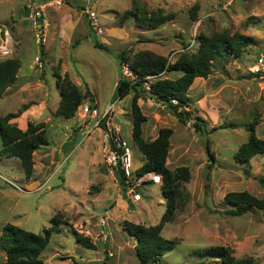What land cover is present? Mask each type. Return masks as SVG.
<instances>
[{"label":"rangeland","instance_id":"obj_1","mask_svg":"<svg viewBox=\"0 0 264 264\" xmlns=\"http://www.w3.org/2000/svg\"><path fill=\"white\" fill-rule=\"evenodd\" d=\"M86 1L65 0L61 7H46L47 39L41 52L28 20L29 0H0V36L7 30L12 37V53L7 58L21 61L13 86H23L3 97L8 102L4 109L19 111L26 104H36L32 112L40 114V119L33 122L45 124L49 141L34 151V171L28 181L18 159L0 156V234L5 223L42 233L55 216L67 225L61 224L60 231L51 234L39 256L42 264H100L105 250L107 264H140L135 241L124 224H157L165 199L161 182L148 184L146 179L134 184L131 180L122 185L119 170L105 161V132L97 122L104 115L108 130L117 134L119 129L118 134L126 139L132 169L144 161L129 136L132 92L111 103L118 79L117 54L123 51L132 58L149 50L173 62L185 49L196 50L199 34L230 29L252 36L253 45L240 57L214 61L207 78H195L188 90L189 109L206 121L205 136L193 128L192 121L179 122L147 92L138 104L146 116L144 139L153 140L159 128L170 127L166 164L171 170L187 166L190 171L189 180L182 184L188 199L161 230L163 237L178 241L163 256L162 264H199L190 253L210 245L230 246L236 258L251 256L254 264H264V210L253 208L241 215L209 211L230 208L224 196L232 191H247L264 199V184L259 180L264 178V153L248 163L233 158L247 140L250 124L255 125L256 136L264 139V75L252 71L257 57L264 56V0H90L103 37L89 35L82 12ZM134 2L148 11L162 8L175 16L154 29L138 27L132 18L121 24L120 15ZM193 4L198 5L195 19L188 13ZM95 39L109 52L98 49ZM183 44H187L185 49ZM55 73L67 76L84 96L85 84L93 94L94 101L83 97L74 118L55 116L52 110L59 101ZM177 75L166 72L164 76ZM85 104L89 109L96 104V113L81 117L80 107ZM213 126L217 128L211 131ZM101 217L108 218L105 226ZM75 234L88 236L98 247H81ZM0 264H4L1 250Z\"/></svg>","mask_w":264,"mask_h":264},{"label":"trees","instance_id":"obj_2","mask_svg":"<svg viewBox=\"0 0 264 264\" xmlns=\"http://www.w3.org/2000/svg\"><path fill=\"white\" fill-rule=\"evenodd\" d=\"M197 9V4H193L189 9L188 13L192 19L196 18ZM174 16V13H165L162 8L148 11L134 2L132 8L122 12L119 21L124 23L126 19L133 18L136 26L154 29L173 19ZM86 20V26L92 32ZM197 39L198 45L195 51L188 52L185 49L187 44H183L185 50L179 53L173 62H170L166 56L149 50L138 52L132 58L126 56L123 51L117 54L118 79L111 96V103L124 98L130 91L132 92L130 101L131 139L144 157L143 163L135 169V174L137 177L147 173L160 175V190L165 199L164 212L157 224L148 226L133 222H125L124 224V229L135 241L134 248L140 264H162L163 256L176 246L178 241L163 237L161 230L166 223L174 219L177 210L181 209L188 199V193L182 184L189 180L190 171L187 166H177L171 170L166 164L170 136L173 132L170 127L159 128L153 140L146 141L144 139L142 127L146 121V116L141 111L138 99L144 92L149 93L152 98L165 106L169 113L176 116L179 122L186 124L192 121L193 128L205 136L207 134L206 121L189 109L191 104L188 94L189 87L195 78H207L214 61L240 57L245 48L254 43L252 36L231 32L230 29L216 31L210 35L199 34ZM75 43H78V40ZM94 44L95 46L98 44L96 39ZM40 47L42 52V45ZM122 63L127 64L136 75L134 81L121 75ZM19 67V61L15 58H6L0 61V95L5 88L15 82ZM166 72L178 73V75L170 78L164 76ZM148 75L157 77L150 82L147 90L143 86V81ZM254 75H264V71L256 72ZM54 76L55 85L59 92L58 105L54 111L55 116L71 118L75 115L78 106L84 99L83 97L87 96L93 100V95L87 84H85L86 96H84L78 86L72 83L67 76H61L59 73H55ZM93 105L96 109V104ZM18 114L8 113L0 116V156L18 159L24 179L28 181L34 171L33 152L48 145L49 141L43 122H28L25 130L19 128L16 123L10 122V119ZM106 121L107 118L104 115L98 124L104 130L108 140L112 142L114 132L111 133L108 130ZM216 128L213 126L210 130L214 131ZM254 128L253 123L249 125L247 140L239 145L233 155L237 163H248L254 155L264 153V139L256 136ZM119 174L121 183L124 185L125 177L120 170ZM259 180L264 184V178ZM146 183L152 184L153 181L148 180ZM224 202L230 208L224 211L218 209H209V211L221 215H241L253 208L264 210V199L247 191L228 192L224 196ZM61 224L67 225V221L54 216L50 219L48 228L43 229L42 233H34L11 223H5L0 234V250L5 253L4 264H42L39 256L47 245L51 234L60 231ZM75 240L86 249L98 247V243L92 242L88 236L75 234ZM190 254L198 260L199 264H206V262L254 264L253 257L236 258L233 249L226 245L197 248ZM107 259L108 253L105 250L100 264H107ZM73 263L78 264L76 261Z\"/></svg>","mask_w":264,"mask_h":264},{"label":"built area","instance_id":"obj_3","mask_svg":"<svg viewBox=\"0 0 264 264\" xmlns=\"http://www.w3.org/2000/svg\"><path fill=\"white\" fill-rule=\"evenodd\" d=\"M65 4V0H46L41 2V0H29V15L28 20L30 21V26L33 30V35L35 42L39 45H44L46 42V35H47V21L44 18L45 16V9L46 7H61ZM82 12L86 17L92 33L96 37H103V30L100 24V20L98 18L97 12L95 8L90 3V0H87ZM12 53V37L8 33L7 30H4L3 36H0V57L2 59L7 58ZM36 63L41 66L39 62V58L36 57ZM252 71L256 72H263L264 71V56H258L256 62L253 64ZM121 75L128 80L134 81L136 75L132 72L130 67L122 63L121 65ZM157 76L148 75L143 81V86L145 89H149V84L152 82ZM173 102H175L173 100ZM81 109V114L86 116L88 113L95 114L96 110L89 109V105L85 104ZM109 109V107H108ZM107 109V111H108ZM98 122V121H97ZM116 133H113L112 142H110L105 134V149H107V154L105 161L107 165L111 168L120 170L126 182H130L131 180L136 184V182L140 183L144 180H152L154 183L161 182V176L155 173H147L143 176L137 177L135 174V170L132 169V158L130 153V147L124 137H121L118 134L119 129L116 130ZM133 184V186H134ZM139 196V195H137ZM100 223L102 226L106 225L105 218H101Z\"/></svg>","mask_w":264,"mask_h":264},{"label":"crops","instance_id":"obj_4","mask_svg":"<svg viewBox=\"0 0 264 264\" xmlns=\"http://www.w3.org/2000/svg\"><path fill=\"white\" fill-rule=\"evenodd\" d=\"M133 19V18H132ZM119 21V20H118ZM133 21H134V19H133ZM120 22V21H119ZM121 24H123V23H121ZM88 29H89V27H88ZM90 31V30H89ZM91 34H93L91 31L89 32V35H91ZM49 37V36H48ZM46 38H47V35H46ZM41 46V45H40ZM37 57V56H36ZM19 62H21L20 61V59H19ZM20 64V63H19ZM20 67H21V64H20ZM22 77V76H21ZM18 75H17V77H16V80L15 81H18ZM26 80V78H23V81H25ZM14 85V83L11 85V86H8L7 88H5V90L3 91V93L0 95V116H4V115H6V114H8V113H13V114H15V113H19L18 115H16V116H14L13 118H11L10 119V122H12V123H18V121H19V124H20V126H18V124H17V126L19 127V128H21V129H23V130H25L26 129V127H27V123L28 122H33V120H39L40 118H39V116H40V114H33V108L35 109V107L34 106H36V104H34V103H31V105H25V108H23L22 110H19V111H12L11 109V107H9V110H7V109H4V104H8V102H7V100L6 99H4L3 97L4 96H6V95H9L10 93H13L14 91L15 92H18V90H20V89H22V87L23 86H19V87H14L13 86ZM57 88V87H56ZM90 90V89H89ZM91 92V91H90ZM91 94H92V92H91ZM93 95V94H92ZM57 105H58V103H57ZM57 105L55 106V109H56V107H57ZM79 107V106H78ZM81 108V107H80ZM55 109H52L53 111H55ZM81 114V113H80ZM75 117V115L73 116V117H71V118H74ZM81 117H83V115L81 114ZM87 118H88V116H87ZM65 119H70V118H65ZM24 122L26 123L25 125H26V127H25V125H24ZM129 136L131 137V132L129 133ZM132 140V139H131ZM1 148V147H0ZM34 153V152H33ZM34 165V164H33ZM153 184V183H152ZM156 184V183H155ZM86 201V200H85ZM78 203H81V202H78ZM118 206L119 207H121V208H123L122 207V205H120V204H118ZM87 215H89V213H87ZM101 218H103V217H101ZM100 218V219H101ZM99 219V220H100ZM105 220H106V224L108 223V218H106L105 217ZM3 226V225H2ZM130 235V234H129ZM131 236V235H130ZM3 252V251H2ZM4 253V252H3ZM4 261H5V253H4ZM99 264V263H98Z\"/></svg>","mask_w":264,"mask_h":264},{"label":"water","instance_id":"obj_5","mask_svg":"<svg viewBox=\"0 0 264 264\" xmlns=\"http://www.w3.org/2000/svg\"><path fill=\"white\" fill-rule=\"evenodd\" d=\"M97 48L98 49H101V50H103L105 52H109V49L103 43H101V42H99L97 44ZM91 110H94V105L91 106Z\"/></svg>","mask_w":264,"mask_h":264},{"label":"clouds","instance_id":"obj_6","mask_svg":"<svg viewBox=\"0 0 264 264\" xmlns=\"http://www.w3.org/2000/svg\"><path fill=\"white\" fill-rule=\"evenodd\" d=\"M6 59V58H5ZM96 110V109H95ZM137 169V168H136Z\"/></svg>","mask_w":264,"mask_h":264}]
</instances>
